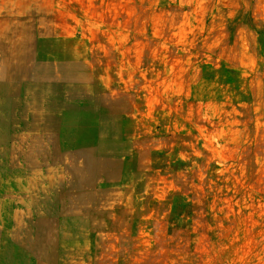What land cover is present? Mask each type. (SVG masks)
Wrapping results in <instances>:
<instances>
[{"label": "rangeland", "instance_id": "1", "mask_svg": "<svg viewBox=\"0 0 264 264\" xmlns=\"http://www.w3.org/2000/svg\"><path fill=\"white\" fill-rule=\"evenodd\" d=\"M0 109V264H264V0H0Z\"/></svg>", "mask_w": 264, "mask_h": 264}, {"label": "bare ground", "instance_id": "2", "mask_svg": "<svg viewBox=\"0 0 264 264\" xmlns=\"http://www.w3.org/2000/svg\"><path fill=\"white\" fill-rule=\"evenodd\" d=\"M10 49H8V51H9ZM22 62V61H21ZM20 64V63H19ZM18 68V67H17ZM19 70H21V69H19ZM17 73V72H16ZM46 73V72H45ZM47 76V75H46ZM11 91V90H10ZM3 102V101H2ZM15 108V107H14ZM16 109V108H15ZM0 111H1V109H0ZM83 112V111H82ZM3 114V113H2ZM83 114V113H82ZM10 115V114H9ZM2 117V116H1ZM4 117V116H3ZM79 124V123H78ZM32 132V131H31ZM73 135V134H72ZM5 138V137H4ZM16 138V137H15ZM97 147V146H96ZM26 154V153H25ZM44 154V153H43ZM47 154V153H46ZM27 155V154H26ZM24 156V155H23ZM32 157V156H31ZM14 162V161H13ZM27 163V162H26ZM15 164V163H14ZM34 166H35V164H34ZM34 168V167H33ZM12 169V168H11ZM35 169V168H34ZM16 172V171H15Z\"/></svg>", "mask_w": 264, "mask_h": 264}, {"label": "crops", "instance_id": "3", "mask_svg": "<svg viewBox=\"0 0 264 264\" xmlns=\"http://www.w3.org/2000/svg\"><path fill=\"white\" fill-rule=\"evenodd\" d=\"M10 138H11V140L13 139V137H12V131L10 132ZM17 134H16V131H15V134H14V137L16 136ZM61 175L63 176V175H65L64 173H61Z\"/></svg>", "mask_w": 264, "mask_h": 264}]
</instances>
